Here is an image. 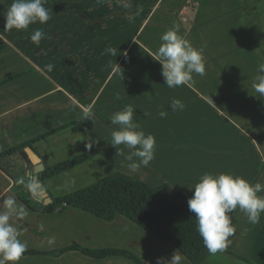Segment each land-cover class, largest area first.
<instances>
[{"label":"crops","instance_id":"crops-1","mask_svg":"<svg viewBox=\"0 0 264 264\" xmlns=\"http://www.w3.org/2000/svg\"><path fill=\"white\" fill-rule=\"evenodd\" d=\"M12 2L0 0V153L40 137L20 149L31 147L44 168L88 155L39 179L51 202L116 171L188 198L190 186L206 172L264 185V96L253 88L264 63V0H129L128 8L118 0H47L46 24L7 31L4 13ZM174 25L203 50L205 74L169 88L156 53L161 35ZM36 28L46 34L39 45L30 40ZM109 46L117 57L105 54ZM109 61L120 69L113 72ZM173 99L183 103L182 111L171 109ZM128 104L136 108L138 130L154 136L157 145L155 158L136 171L128 167L130 150L110 144L117 127L110 117ZM66 175L81 184L56 192L53 180ZM34 194L18 151L0 156V201L15 199L20 214L10 223L26 251H36L23 254L18 264H138L123 254H49L72 245L124 250L142 264L170 260L179 251L121 214L105 220L70 206L46 212L44 195ZM231 215L235 232L228 247L208 252L201 264H264V213L256 225L239 208ZM181 255V264H192Z\"/></svg>","mask_w":264,"mask_h":264},{"label":"clouds","instance_id":"clouds-1","mask_svg":"<svg viewBox=\"0 0 264 264\" xmlns=\"http://www.w3.org/2000/svg\"><path fill=\"white\" fill-rule=\"evenodd\" d=\"M118 2L125 8L130 7L129 0ZM46 3L47 0H13L4 13V29L27 31L30 25L46 24L51 18L49 9L45 7ZM42 38H46V34L41 28L32 31L30 40L33 43L39 45ZM160 40L162 43L157 50L156 61L162 65L161 74L169 88L188 84L194 73L200 76L205 74L203 50L194 48L180 35L178 26L174 25L164 32ZM105 54L118 56L117 49L111 46L105 49ZM108 66L113 72L120 69L117 63L113 66L111 61ZM46 68L50 72L53 65L48 64ZM253 88L260 96H264V63L259 64ZM170 107L175 112L182 111L184 105L180 100L173 99ZM135 112L136 108L128 104L110 117L111 124L117 126L111 132L110 144L115 148L124 145L130 150L126 159L130 161L128 167L133 171L149 165L155 158L157 146L154 136L138 130ZM167 114L160 112L162 118ZM88 147H91V144ZM20 182L24 183L23 179ZM190 188L194 189V192L187 201L188 209L194 213L197 232L210 254L222 252L228 247L229 237L235 232L231 214L237 208L245 214L250 224L260 223L261 213H264V196L257 195L264 191V185L261 183L253 185L240 176L206 172ZM19 214L13 197L0 201V264H18L27 249V245L18 238L17 229L10 223V219ZM181 261V253L174 251L170 260L158 257L156 264H181Z\"/></svg>","mask_w":264,"mask_h":264},{"label":"trees","instance_id":"trees-1","mask_svg":"<svg viewBox=\"0 0 264 264\" xmlns=\"http://www.w3.org/2000/svg\"><path fill=\"white\" fill-rule=\"evenodd\" d=\"M38 138L11 147L1 152L0 156L17 152L22 146H29ZM87 158V154H79L56 164L46 165L40 172L39 179L44 180L66 171ZM188 199L181 192L167 194L141 180L116 171L87 186L52 198V202L45 205L44 211L52 212L54 209L62 210L70 206L105 220H111L116 214H121L157 238L172 243L192 264H201L208 250L197 232L194 213L188 209ZM68 249H77L96 258L123 254L142 264L134 254L117 249H88L72 245L51 251L49 254L59 255ZM35 252L25 251L23 254Z\"/></svg>","mask_w":264,"mask_h":264},{"label":"water","instance_id":"water-1","mask_svg":"<svg viewBox=\"0 0 264 264\" xmlns=\"http://www.w3.org/2000/svg\"><path fill=\"white\" fill-rule=\"evenodd\" d=\"M18 154L26 164L27 169V183L31 192V195L35 197L34 192L44 195V203H50L51 198L46 195L43 185L39 181V174L44 169L43 163L40 158L33 151L31 147H24L18 150Z\"/></svg>","mask_w":264,"mask_h":264},{"label":"rangeland","instance_id":"rangeland-1","mask_svg":"<svg viewBox=\"0 0 264 264\" xmlns=\"http://www.w3.org/2000/svg\"><path fill=\"white\" fill-rule=\"evenodd\" d=\"M66 179V180H65ZM53 184H55V190L56 192H65V190H70L72 187L77 186L78 184H81L80 182H75L73 175H66V176H62L61 178H56L55 180H53ZM82 184H89L88 181H85ZM84 185H81V187H83ZM85 185V186H86ZM57 194V193H54ZM61 194V193H59ZM61 195H56L55 197H58ZM53 197V198H55Z\"/></svg>","mask_w":264,"mask_h":264}]
</instances>
